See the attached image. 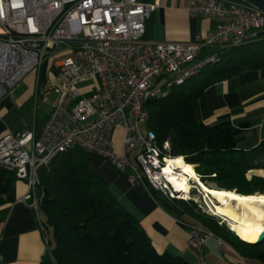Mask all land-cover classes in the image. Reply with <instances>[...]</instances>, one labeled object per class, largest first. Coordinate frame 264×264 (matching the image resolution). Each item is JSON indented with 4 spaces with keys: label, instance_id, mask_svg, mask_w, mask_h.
I'll list each match as a JSON object with an SVG mask.
<instances>
[{
    "label": "built area",
    "instance_id": "1",
    "mask_svg": "<svg viewBox=\"0 0 264 264\" xmlns=\"http://www.w3.org/2000/svg\"><path fill=\"white\" fill-rule=\"evenodd\" d=\"M155 6L139 0H0V99L28 72L38 73L45 59L60 55L56 81L45 87L38 82L34 91L36 105L56 94L43 128L0 138V165L25 181L20 199L34 208L47 244L39 170L70 148L102 155L131 183L152 187L172 203L195 194L190 174L187 198L171 178H180L182 168L167 171L169 141L159 145L152 130L141 128L149 118L147 102L199 73L217 51L255 39L264 28V11L244 0H190L189 14L211 19L215 27L190 41H155L145 37ZM90 80L96 87L86 94L81 85ZM186 226L198 264H208V239L217 237L220 250L226 240L199 224Z\"/></svg>",
    "mask_w": 264,
    "mask_h": 264
},
{
    "label": "trees",
    "instance_id": "2",
    "mask_svg": "<svg viewBox=\"0 0 264 264\" xmlns=\"http://www.w3.org/2000/svg\"><path fill=\"white\" fill-rule=\"evenodd\" d=\"M264 68V38L217 51V59L177 85L165 97L147 102L157 143L169 141L172 161L184 160L208 187L242 195L264 193V140L240 148L229 126L197 120L194 101L220 76H234L247 69ZM55 194L41 199L44 223L50 232L53 258L40 264H189L168 251H158L137 218L93 173L90 156L79 147L59 153L51 162ZM15 173L0 165V206L17 199ZM153 195L160 193L149 187ZM175 204L195 222L223 237L242 254L264 264V242L238 237L219 217L201 211L194 199Z\"/></svg>",
    "mask_w": 264,
    "mask_h": 264
},
{
    "label": "crops",
    "instance_id": "3",
    "mask_svg": "<svg viewBox=\"0 0 264 264\" xmlns=\"http://www.w3.org/2000/svg\"><path fill=\"white\" fill-rule=\"evenodd\" d=\"M156 4L146 20L145 37L155 41H190L198 32L207 33L215 27L211 19L191 16L190 0H139ZM264 38V28L258 30ZM60 57L57 55L56 58ZM48 57L39 72H28L12 93L0 99V138L24 128L40 131L52 109L56 94L47 102L35 104L34 91L38 82L44 87L56 81L59 59ZM96 80L83 83L86 94L95 89ZM55 98L51 100V96ZM198 121L229 126L237 145L250 148L264 140V68L247 69L234 76H220L194 101ZM118 148L121 131L117 132ZM88 153V152H87ZM93 173L137 218L158 251H168L186 260L199 263V254L188 245L189 230L186 223L195 220L180 206L155 196L146 185L133 184L127 175L102 155L88 153ZM264 172L255 170L252 173ZM42 189L50 197L55 194V181L46 166H41ZM16 201L0 206V264H40L51 258V247L45 241L34 208L20 197L27 191L23 180H17ZM42 218L45 215L42 211ZM208 264H263L238 251L226 241L219 249L217 237L208 239L204 247ZM243 257V258H242Z\"/></svg>",
    "mask_w": 264,
    "mask_h": 264
},
{
    "label": "bare ground",
    "instance_id": "4",
    "mask_svg": "<svg viewBox=\"0 0 264 264\" xmlns=\"http://www.w3.org/2000/svg\"><path fill=\"white\" fill-rule=\"evenodd\" d=\"M170 158H168L167 171L173 172V167L176 166L182 168L184 173L181 174L180 178H177L175 174H172L171 178L177 188L184 190L187 198L191 186L186 173L195 179L196 187H199L212 203L210 208L212 215L225 220L229 228L236 234H240L241 237L245 235V240L249 242L259 241L264 232V193L242 195L224 188L208 187L196 173L194 165L184 160L172 161ZM215 198L221 202V205L216 204Z\"/></svg>",
    "mask_w": 264,
    "mask_h": 264
},
{
    "label": "rangeland",
    "instance_id": "5",
    "mask_svg": "<svg viewBox=\"0 0 264 264\" xmlns=\"http://www.w3.org/2000/svg\"><path fill=\"white\" fill-rule=\"evenodd\" d=\"M55 58H56V57H55ZM56 59H60V57H58V58H56ZM54 98H55V95H52V96H51V100H53ZM140 126H141V128H142L143 130H147L146 123H141ZM255 173H256V174H259V175H264V172H261V174H260V173H257V172H255ZM252 175H253V173L250 172L248 176L251 177ZM195 185H196V184H195ZM194 192H195V194H194V195L192 194L191 199H194V201L197 202L198 207H199V209H201V211L210 214L209 211H210V208H211V206H212V203L206 198V196L204 195L203 191L200 190L199 187H197V189H195ZM235 192H236V191H235ZM188 200H189V199H188ZM214 200H215L216 204L221 205V202H220L217 198H215ZM234 207H236V206H234ZM211 215H212V214H211ZM216 217H218V216H216ZM219 218H220V217H219ZM220 219H221L222 222H225V223L228 225V223H227L225 220H223L222 218H220ZM236 235H238V237H241L240 234H236ZM244 236H245V235H244ZM244 236L242 235V237H244ZM263 242H264V241H263Z\"/></svg>",
    "mask_w": 264,
    "mask_h": 264
},
{
    "label": "water",
    "instance_id": "6",
    "mask_svg": "<svg viewBox=\"0 0 264 264\" xmlns=\"http://www.w3.org/2000/svg\"><path fill=\"white\" fill-rule=\"evenodd\" d=\"M245 2H248L250 4H253L254 6L258 7L259 9L264 11V0H244ZM229 226V225H228ZM260 242L264 241V232L259 238Z\"/></svg>",
    "mask_w": 264,
    "mask_h": 264
}]
</instances>
